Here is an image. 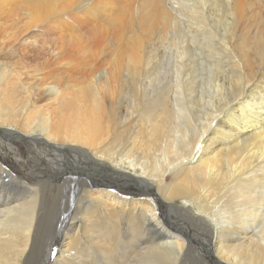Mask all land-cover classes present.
I'll list each match as a JSON object with an SVG mask.
<instances>
[{
    "label": "bare ground",
    "instance_id": "bare-ground-1",
    "mask_svg": "<svg viewBox=\"0 0 264 264\" xmlns=\"http://www.w3.org/2000/svg\"><path fill=\"white\" fill-rule=\"evenodd\" d=\"M0 137V264H264V0H0Z\"/></svg>",
    "mask_w": 264,
    "mask_h": 264
},
{
    "label": "rangeland",
    "instance_id": "rangeland-1",
    "mask_svg": "<svg viewBox=\"0 0 264 264\" xmlns=\"http://www.w3.org/2000/svg\"><path fill=\"white\" fill-rule=\"evenodd\" d=\"M203 64L200 63V65L196 66L194 70L193 97L195 100L199 101V106L201 108L207 110L209 101L211 100L212 89H211V84L209 82L208 70L206 71L203 69V66H205ZM36 141L32 142L28 138H9V139L7 138L6 140L0 137V158H1L0 161L4 165L6 164L7 167L10 170H12V172H14L18 177L25 178L29 184L35 183V174L37 172L38 173L42 172V174L49 175L51 177H54L57 174L54 172V170H51V169L42 170V167L39 165V162L35 160V157L28 156L27 152L29 151L31 147L34 146V144H36L37 146H40L42 144L41 141L39 140H36ZM8 143L13 144V147H12L13 150L9 151V149H7ZM56 162H59L60 166L62 165V163H64L62 159L61 161H56ZM67 167L68 168L66 171H70L71 167L70 166H67ZM52 182H54V180ZM117 191L123 196L131 198V199H147L153 202L154 204L156 203L155 206L158 209L157 211L159 214L161 213V203H158L156 198L153 197L152 195L146 194L144 192H139L134 189L129 190L121 185L117 188ZM176 204L185 205V203H183V201H180V200H178ZM58 216L60 215L58 214ZM56 217L57 216L55 214L51 216L47 225L44 226L42 234H41L39 253H41V256H44L43 258H46L47 256L49 258L51 256L55 248V245L57 244V240L60 237L59 235L60 226L59 225H60L61 217L60 218L58 217L56 218ZM208 261H209V264H215L213 257H208Z\"/></svg>",
    "mask_w": 264,
    "mask_h": 264
}]
</instances>
